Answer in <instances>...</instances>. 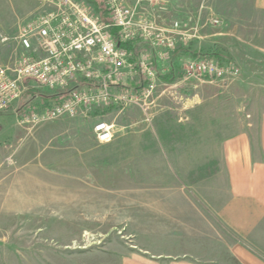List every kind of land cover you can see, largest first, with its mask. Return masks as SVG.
<instances>
[{"label":"rangeland","instance_id":"1","mask_svg":"<svg viewBox=\"0 0 264 264\" xmlns=\"http://www.w3.org/2000/svg\"><path fill=\"white\" fill-rule=\"evenodd\" d=\"M201 3L216 8L202 17V40L191 43L206 47L217 39L207 36L224 23L239 25L243 38L220 40L230 54L223 60L235 64L237 77L185 85L181 65L189 57L174 54L154 61L158 87L149 105L151 122L132 105L27 126L16 110L50 105L59 94L32 82L25 83L19 103L0 113V264H98L91 256L97 252H131L130 233L145 226L146 207L172 200L169 191H206L219 166V142L239 125L257 126L264 109V56L257 48L264 47V37L253 34L255 22L234 0ZM50 9L44 0H0V39L17 36ZM176 14L172 10L165 24ZM212 17L218 26L207 25ZM22 55L17 42L0 40V63ZM169 71L174 80L165 83L159 76ZM100 120L114 124L106 144L93 133ZM215 256L213 264H235L220 248Z\"/></svg>","mask_w":264,"mask_h":264},{"label":"built area","instance_id":"2","mask_svg":"<svg viewBox=\"0 0 264 264\" xmlns=\"http://www.w3.org/2000/svg\"><path fill=\"white\" fill-rule=\"evenodd\" d=\"M51 9L24 24L13 38L1 37L6 45L18 43L23 55L12 63H0V113L19 103L25 83L59 91L55 102L24 106L16 110L21 123L35 127L61 117L73 118L96 109L136 105L151 122L149 105L158 74L149 52L123 47L146 45L158 62L168 61L179 48L200 40L202 6L192 20L161 25L168 0H100L103 13L87 0H44ZM154 11H157L156 15ZM212 17L209 26H218ZM180 82L224 81L239 75L233 63L219 64L212 58L182 61ZM96 140L109 143L114 124L104 120L93 126Z\"/></svg>","mask_w":264,"mask_h":264},{"label":"crops","instance_id":"3","mask_svg":"<svg viewBox=\"0 0 264 264\" xmlns=\"http://www.w3.org/2000/svg\"><path fill=\"white\" fill-rule=\"evenodd\" d=\"M168 1L169 12L161 15L163 21H159L167 27L173 21H188L201 6L202 17L216 8L213 1L205 6L202 0ZM132 2L126 0L128 4ZM234 3L248 13L247 19L255 22L253 34L264 37V0ZM188 7L195 9L193 14L186 12ZM172 10L177 12L176 18L165 24ZM232 24L224 23L218 32L208 35L217 38L209 45L220 44L228 50L220 40L243 38L239 25ZM130 49L149 50L141 43L130 44ZM257 49L258 55L264 56V47ZM149 53L156 61L154 53ZM216 159L219 166L206 191H169L167 197L172 200L146 207L147 221L142 228L135 225L134 216L136 228L130 234L135 246L131 252L107 249L91 256L98 264H213L220 248L235 264H264V109L255 128L239 125L219 142Z\"/></svg>","mask_w":264,"mask_h":264},{"label":"trees","instance_id":"4","mask_svg":"<svg viewBox=\"0 0 264 264\" xmlns=\"http://www.w3.org/2000/svg\"><path fill=\"white\" fill-rule=\"evenodd\" d=\"M87 2L93 4L95 9L99 13H103L102 4L100 0H87ZM195 43H189L187 46L179 47L172 55L187 56L189 59H194L198 57L202 58H212L216 60L219 64L228 63L224 61L223 58H228L230 56L229 51L220 44H212L206 47L196 48ZM123 47L130 49V44H126ZM179 58V57H178ZM164 82H172L174 80L172 72L169 71L168 74L164 76H159Z\"/></svg>","mask_w":264,"mask_h":264}]
</instances>
